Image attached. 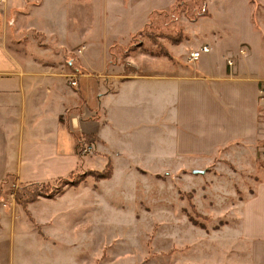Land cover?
<instances>
[{"label":"rangeland","instance_id":"obj_1","mask_svg":"<svg viewBox=\"0 0 264 264\" xmlns=\"http://www.w3.org/2000/svg\"><path fill=\"white\" fill-rule=\"evenodd\" d=\"M89 1L47 0L43 18H69V37L83 36L85 66L100 78L189 67L186 58L204 39L210 56H226L224 65L249 57L264 77V0ZM121 5L129 13L119 20ZM159 130L154 147L146 130L142 142H131L132 163H99L90 150L61 180L34 187L10 179L0 193V264H244L233 227L238 187L248 182L223 169L213 175V167L188 178L169 170V128L162 121ZM12 185L35 189L37 199L24 209Z\"/></svg>","mask_w":264,"mask_h":264},{"label":"crops","instance_id":"obj_2","mask_svg":"<svg viewBox=\"0 0 264 264\" xmlns=\"http://www.w3.org/2000/svg\"><path fill=\"white\" fill-rule=\"evenodd\" d=\"M36 1L0 3V189L10 179L30 185L66 178L79 169L82 139L91 138L99 163L131 162V142H142L146 130L154 147L163 121L169 128V170L188 178L213 167V175L223 169L248 182L238 187L243 200L233 243L246 255L244 264H264L258 101L264 77L248 64L250 58L233 63L227 57L224 65L226 56H210L213 49L204 39L198 49L209 51L191 64L186 58L189 67L168 63L165 72L135 68L100 78L85 66L83 36L69 37V18L59 20L63 24L46 20L47 0ZM119 9L117 19L127 17L126 7Z\"/></svg>","mask_w":264,"mask_h":264},{"label":"built area","instance_id":"obj_3","mask_svg":"<svg viewBox=\"0 0 264 264\" xmlns=\"http://www.w3.org/2000/svg\"><path fill=\"white\" fill-rule=\"evenodd\" d=\"M5 0H0V3H3ZM209 51V49L204 46L201 47L200 49L196 50V51H192L189 53L188 57H187V62L188 63H193L199 60L201 54H205ZM229 65H231L229 63ZM72 86H75V82L72 81L71 82ZM258 101L260 104V112H259V122H260V130L259 133L262 136V140L264 143V82L260 83L258 86ZM80 154L81 155H87L90 152V147L87 144L86 140L82 139L80 141Z\"/></svg>","mask_w":264,"mask_h":264},{"label":"trees","instance_id":"obj_4","mask_svg":"<svg viewBox=\"0 0 264 264\" xmlns=\"http://www.w3.org/2000/svg\"><path fill=\"white\" fill-rule=\"evenodd\" d=\"M205 16H206V14H203L200 17H205ZM164 56L168 57V58H171L170 55L167 52H166V54ZM86 142H87V144H90L92 142L91 138L86 139ZM80 150H81V147L78 144V146H77V154H80ZM59 180H61V179H59ZM6 182H7L6 180L3 181V184L6 183ZM32 185H34V187H35V185H37V184H30V185H26V186H32ZM21 188H22L21 190H18V187L15 189V186L12 185L10 190L15 195L16 202L19 205H21L22 207L24 206V209H25L26 204L34 202L37 199V197L33 193L35 191V189L33 191H30L27 187H21ZM1 191H2V187L0 189V193H1Z\"/></svg>","mask_w":264,"mask_h":264},{"label":"water","instance_id":"obj_5","mask_svg":"<svg viewBox=\"0 0 264 264\" xmlns=\"http://www.w3.org/2000/svg\"><path fill=\"white\" fill-rule=\"evenodd\" d=\"M195 173H198V172L195 171Z\"/></svg>","mask_w":264,"mask_h":264}]
</instances>
